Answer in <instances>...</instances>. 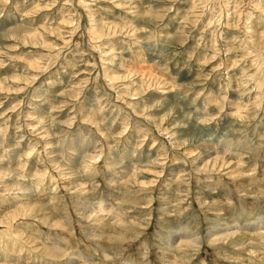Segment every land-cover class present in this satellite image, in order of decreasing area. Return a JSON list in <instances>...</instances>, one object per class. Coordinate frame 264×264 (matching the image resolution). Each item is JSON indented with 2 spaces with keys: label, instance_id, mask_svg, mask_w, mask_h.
Returning <instances> with one entry per match:
<instances>
[{
  "label": "rangeland",
  "instance_id": "rangeland-1",
  "mask_svg": "<svg viewBox=\"0 0 264 264\" xmlns=\"http://www.w3.org/2000/svg\"><path fill=\"white\" fill-rule=\"evenodd\" d=\"M261 222L264 0H0V264H264Z\"/></svg>",
  "mask_w": 264,
  "mask_h": 264
},
{
  "label": "bare ground",
  "instance_id": "bare-ground-1",
  "mask_svg": "<svg viewBox=\"0 0 264 264\" xmlns=\"http://www.w3.org/2000/svg\"><path fill=\"white\" fill-rule=\"evenodd\" d=\"M262 223V222H261ZM260 225V224H259ZM259 225L257 227L254 228L253 225H249L247 227H244V230L249 231L250 233H254L255 237L260 238V240L262 241V243L264 242V232L260 231L259 229H263L264 230V224L262 223L261 225H263V227H259ZM238 230V229H236ZM228 235V234H227ZM226 236V234H225ZM232 236V235H231ZM229 237V236H228ZM259 240V239H258Z\"/></svg>",
  "mask_w": 264,
  "mask_h": 264
}]
</instances>
